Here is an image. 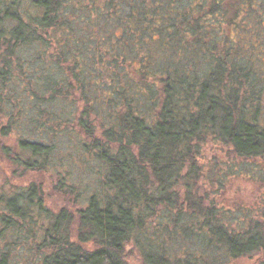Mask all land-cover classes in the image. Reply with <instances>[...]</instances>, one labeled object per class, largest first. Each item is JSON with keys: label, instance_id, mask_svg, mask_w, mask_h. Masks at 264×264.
<instances>
[{"label": "trees", "instance_id": "1", "mask_svg": "<svg viewBox=\"0 0 264 264\" xmlns=\"http://www.w3.org/2000/svg\"><path fill=\"white\" fill-rule=\"evenodd\" d=\"M14 128L0 156L72 202L1 186L0 264L264 253V215L233 226L200 190L209 142L264 160V0H0V132Z\"/></svg>", "mask_w": 264, "mask_h": 264}, {"label": "rangeland", "instance_id": "2", "mask_svg": "<svg viewBox=\"0 0 264 264\" xmlns=\"http://www.w3.org/2000/svg\"><path fill=\"white\" fill-rule=\"evenodd\" d=\"M19 132L16 128L6 136L0 132V147H10L16 144ZM201 156V167L204 171L201 194L208 198V202L214 201L223 213L227 214V220H231L233 226L237 225L233 218L236 214L252 219H263L264 215V160L255 158L254 160H239L233 158L230 148L225 145H218L209 142L204 145ZM216 172V173H213ZM206 173V174H205ZM224 173H230L222 182L217 183L209 178H220ZM207 179H206V178ZM40 182L45 186V197L51 208L57 210L70 200L60 194H56L51 186V178L48 173H25L23 176L14 173L13 166L8 159L0 156V187L14 188L23 186L31 182ZM71 208H76L72 204ZM244 211V214L242 212ZM247 255V257L236 259L228 264H254L259 260L264 261V253ZM130 264H143L139 259H132Z\"/></svg>", "mask_w": 264, "mask_h": 264}]
</instances>
